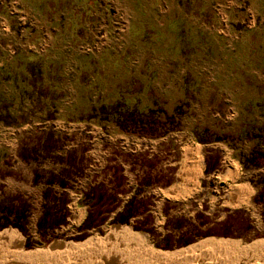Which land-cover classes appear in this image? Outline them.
<instances>
[{"label":"rangeland","instance_id":"374dc122","mask_svg":"<svg viewBox=\"0 0 264 264\" xmlns=\"http://www.w3.org/2000/svg\"><path fill=\"white\" fill-rule=\"evenodd\" d=\"M228 1L0 0V122L20 126L8 129L0 146V197L23 195L31 204L25 234L0 230L10 245L9 230L15 233L13 251L68 254L126 235L163 260L207 243L235 254L264 243V168L226 179L205 173L209 151L221 157L223 171L234 160L242 167L237 156L253 143L202 145L192 134L195 127L231 133L252 120L264 125V47L242 46L253 32L232 22L241 13L229 15ZM244 2L238 11L249 7ZM118 101L168 114L178 109L184 128L159 139L124 134L101 114ZM48 130L62 139L48 142ZM50 145L54 151L45 149ZM191 147L201 166L194 186L182 177ZM63 171L66 189L53 187L59 195L84 197L100 184L115 206L66 205L58 228H38L43 183ZM242 183H249L250 199L237 188ZM132 199V219L116 221ZM38 260L62 264L57 255Z\"/></svg>","mask_w":264,"mask_h":264},{"label":"trees","instance_id":"16d2710c","mask_svg":"<svg viewBox=\"0 0 264 264\" xmlns=\"http://www.w3.org/2000/svg\"><path fill=\"white\" fill-rule=\"evenodd\" d=\"M258 105V107L264 112V105ZM101 114L117 126L122 133L145 139L164 138L172 133L180 132L184 128V125L181 122V113H179L178 109L175 110V112L168 114L163 110L157 111L152 108L146 110L129 108V105L126 102L118 101L104 107ZM192 134L195 140L202 145L225 143L232 149H237L239 145L242 146L245 143H253L249 149L241 150L239 152V160L247 170L264 168V125L256 120H252L247 124L239 126L231 133H219L212 131L207 127L201 129L195 127L192 130ZM45 137H48V142L55 143L58 140L55 139L54 134L51 132L46 133ZM46 144L47 143H45V145ZM45 149L47 151H54L52 145ZM215 158V162H212V157H207L206 174L217 169L219 158ZM62 163L68 168V170H66L67 176V173L69 175L71 171L69 169H72V167L68 166L69 159L67 156L62 159ZM64 172L65 171H63L61 175H53L50 180L43 183V185H45L43 190L44 203L42 207L44 213L38 222V228H42V226H44L43 224L46 223L47 225L49 223L53 229L58 228L62 223L58 217L63 215V220L66 219V215H64L63 212L66 210L68 200L65 194L59 195L53 188L56 185L62 189H66L67 184L64 182L65 177H61ZM34 182H40L37 174ZM22 197L23 195L0 197V230L12 226L25 234L26 228L29 224L31 204L25 199L22 200ZM111 198L113 199V196L108 192L107 188L104 185L99 184L88 189L84 194L80 205L93 208L97 206L114 207L115 205ZM133 200L135 199L130 200L125 205L123 212L115 219L116 221L127 223L132 219V208L135 205ZM257 201L258 200H256V202ZM259 202L264 203L263 200H259ZM78 230L83 231V226L78 228ZM9 231L11 232V234H9L11 241L16 243V241H13L15 233L11 230ZM18 235L20 234L18 233Z\"/></svg>","mask_w":264,"mask_h":264},{"label":"bare ground","instance_id":"6f19581e","mask_svg":"<svg viewBox=\"0 0 264 264\" xmlns=\"http://www.w3.org/2000/svg\"><path fill=\"white\" fill-rule=\"evenodd\" d=\"M185 157L186 166L185 171L182 173V177H184L188 184L190 183L191 185H195L193 182V176L197 171L199 162V159H197L196 149L192 147L187 148L185 151ZM125 236L123 235L118 239H114L113 243L109 242L107 244L103 242L97 247L94 246V248L91 246L73 251V253H51L49 255L42 256L57 255L62 264L67 263L69 260H73L70 261V264H194V262H197V264H253V262L264 264V260L260 261L258 258L259 256L255 254H264L263 242L244 247L236 254L234 249L229 246L214 247L216 245L207 243L198 245L195 249L182 253L184 255L176 254L175 256L177 257L161 260L159 255L139 247V242L136 239ZM61 245V247L64 246V244ZM18 246V242L10 245L7 237L5 238L0 236V264H39L36 263V261H39L38 259L42 256L37 255L36 253L22 254L12 250L14 248L16 249ZM22 246H24L23 243ZM64 257L67 258V260ZM78 258H81V260L78 261ZM201 258L205 259L204 261L201 260L202 262L200 263L199 259ZM262 258H264V256H262ZM56 259L57 258H55L54 261Z\"/></svg>","mask_w":264,"mask_h":264},{"label":"crops","instance_id":"0c3cea01","mask_svg":"<svg viewBox=\"0 0 264 264\" xmlns=\"http://www.w3.org/2000/svg\"><path fill=\"white\" fill-rule=\"evenodd\" d=\"M244 1L245 0H230V1L226 2L228 7H229V11H228L229 15L234 13L233 16L235 17V16L239 15V13H241V16H237L238 18H235L236 20L232 21V22H237V24L241 25V27L244 26L243 28L246 27V28L252 29V30H248V31L253 32V34L250 35V36L244 35L241 38V41H242L241 44H242V46L246 45V46H252V47L253 46L264 47V0H246L249 3V7L242 9L243 11H240V10L238 11L237 9H240V7L238 5H240L243 8L244 7L243 4H245ZM258 8H260V10ZM226 17L229 19L228 16H226ZM245 20H247L248 24H246ZM257 22H258V25H257ZM218 24H219V27H220L221 23H218ZM224 26H226V24ZM223 30H224V34H225V31H227V29L225 27H223ZM220 33L223 34L222 30L220 31ZM25 57H26V60H27L28 63H31V60H33V58L30 55H28V54ZM14 58H12V59H14ZM16 59H17V61L21 60L19 58V56H16ZM26 70H31L30 66L29 67L27 66ZM0 123H2V122H0ZM0 125H1L0 126V146H2V144L6 141V138L8 137V135L12 134V133H9L7 130L10 129V128H18L19 125H8V124L6 125V124H3V123L0 124ZM46 132L47 133L48 132L53 133L54 136H55V139H59V138H61V136H63V135H61V134H59V133H57V132H55L53 130L52 131L48 130V131H45V132H42V133L44 134ZM208 145H212V144H208ZM209 156L212 157V162H215V160H216L215 157L219 158L217 169L215 171L209 173V174H206L207 176H210L211 178H213V177L214 178H218L219 176H222L223 179H226V178L235 176L237 174V172H239V171L241 173V171H243V169L245 171H250V170L245 169L244 166L242 165V163H240L242 165V167H241L239 165V162L236 161V160L232 161L233 163L228 165V167H226V169H224L222 171L221 157L219 155H216L215 152H213V151H209L208 152V154H207V156L205 158V165H206V159ZM237 158L239 159L238 156H237ZM237 166L240 167L239 170H238ZM206 168H207V166H206ZM206 168H205V173H206ZM257 170H259V169H257ZM199 171H201L200 160L198 162L197 171L195 172V174L193 176V180H195V177L199 174ZM252 171H254V170H252ZM220 172H221V175H220ZM194 183H195V181H194ZM86 187H87V184H83V183L80 182V188L81 189L85 190ZM237 188L241 189V190L248 191V197H249V199L251 198L252 194H250L249 183H242ZM237 188L234 189V191H233L234 194H235V190H237ZM66 192L68 193L67 194L68 195V202H67L68 209H71L70 207H71L72 204H74V206H76L77 210H81L82 207H85V206L80 205V202L83 200V196H82L81 193H78L77 191H74L76 193V194H74V193H72V191H68V190H66ZM230 200H231V198H230ZM125 205H123V206H125ZM242 207L243 206H240L238 208H242ZM71 212L74 215V212L73 211H71ZM81 216L82 215L80 213L79 214H75V217H77V218H80Z\"/></svg>","mask_w":264,"mask_h":264}]
</instances>
